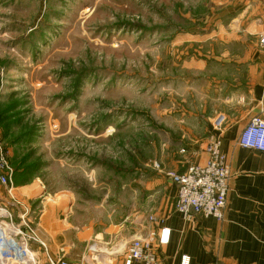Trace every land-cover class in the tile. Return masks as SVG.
I'll return each mask as SVG.
<instances>
[{
  "label": "rangeland",
  "instance_id": "rangeland-1",
  "mask_svg": "<svg viewBox=\"0 0 264 264\" xmlns=\"http://www.w3.org/2000/svg\"><path fill=\"white\" fill-rule=\"evenodd\" d=\"M225 1L0 0V147L14 189L38 186L89 218L147 215L171 186L152 163L192 164L220 100L247 86L227 56L241 50L224 44ZM9 190L0 209L28 204Z\"/></svg>",
  "mask_w": 264,
  "mask_h": 264
},
{
  "label": "crops",
  "instance_id": "crops-1",
  "mask_svg": "<svg viewBox=\"0 0 264 264\" xmlns=\"http://www.w3.org/2000/svg\"><path fill=\"white\" fill-rule=\"evenodd\" d=\"M225 2L227 21L221 31L232 29L234 37L224 44H234L241 50V53L229 51L227 56L247 71L237 78L247 86L237 87L220 100L221 107L208 126L211 136L222 137V152L231 169L224 220L185 219L175 210L177 187L165 176L171 184L169 193L154 199L148 214L142 209L143 213L139 211L135 220H130V215L118 220L110 215L108 219L105 215L101 219L89 218L75 202L40 201L42 191L38 186L16 187L14 192L19 199H27L32 210L30 221L47 243L52 259L57 260L64 250L65 259L71 264H125L121 255L109 250L110 245L157 235L167 228L169 243L163 246L155 243L164 264H180L183 255L191 258V264H264V152L243 148L238 142L253 117L264 119V48L259 43L264 33V0ZM220 116L224 117V123L217 132L212 125ZM206 158L204 150H197L191 161L203 164ZM163 162L165 168L172 164L179 169L175 162L168 163L165 159ZM188 167H180L179 173L186 172ZM94 246L96 249H91ZM40 264H50L45 254L40 255Z\"/></svg>",
  "mask_w": 264,
  "mask_h": 264
},
{
  "label": "built area",
  "instance_id": "built-area-1",
  "mask_svg": "<svg viewBox=\"0 0 264 264\" xmlns=\"http://www.w3.org/2000/svg\"><path fill=\"white\" fill-rule=\"evenodd\" d=\"M260 46L264 48V33L259 38ZM224 117L220 116L213 122L215 131L220 132ZM239 145L246 149L264 152V119L253 117L239 138ZM3 150V151H2ZM206 161L203 164H191L184 173H178L163 168L161 163L153 162L152 168L161 172L177 187L175 210L185 219L195 217L214 218L219 222L224 220V211L230 191L231 169L226 156L222 152V137L213 135L204 148ZM0 147V184L10 187L9 194L14 190V171L7 162V155ZM6 154V153H5ZM43 195V194H42ZM40 201L46 198L39 196ZM16 211V212H15ZM31 208L22 202L0 209V216L7 219L0 223L3 231L2 239L12 238L7 251L0 255V264H40V255L45 254L50 264H71L65 259V252L57 260L49 256L47 243L42 239L39 230L31 223ZM153 218L150 217V221ZM5 233V236H4ZM170 240V230L161 229L157 235L135 237L131 241L110 245L109 250L124 258L125 264L135 262L142 264H164L155 248L167 245ZM91 249H96L92 247ZM180 264H191V258L183 255Z\"/></svg>",
  "mask_w": 264,
  "mask_h": 264
},
{
  "label": "bare ground",
  "instance_id": "bare-ground-1",
  "mask_svg": "<svg viewBox=\"0 0 264 264\" xmlns=\"http://www.w3.org/2000/svg\"><path fill=\"white\" fill-rule=\"evenodd\" d=\"M6 246V245H5ZM6 248L4 247V245L2 243H0V254L5 251Z\"/></svg>",
  "mask_w": 264,
  "mask_h": 264
}]
</instances>
